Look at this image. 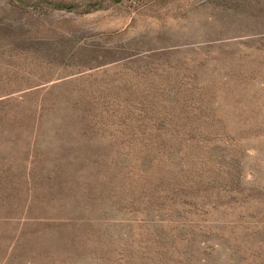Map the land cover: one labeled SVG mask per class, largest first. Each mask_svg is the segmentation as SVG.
Segmentation results:
<instances>
[{"label": "rangeland", "instance_id": "rangeland-1", "mask_svg": "<svg viewBox=\"0 0 264 264\" xmlns=\"http://www.w3.org/2000/svg\"><path fill=\"white\" fill-rule=\"evenodd\" d=\"M0 264H264V0H0Z\"/></svg>", "mask_w": 264, "mask_h": 264}]
</instances>
